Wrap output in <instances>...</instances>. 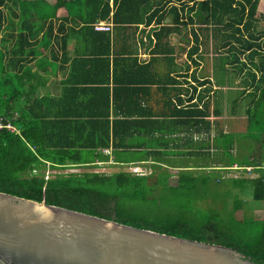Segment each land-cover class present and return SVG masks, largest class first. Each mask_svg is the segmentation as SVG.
I'll use <instances>...</instances> for the list:
<instances>
[{
	"label": "trees",
	"instance_id": "1",
	"mask_svg": "<svg viewBox=\"0 0 264 264\" xmlns=\"http://www.w3.org/2000/svg\"><path fill=\"white\" fill-rule=\"evenodd\" d=\"M259 7L264 8V0H0V120L14 127L13 131L0 128V191L223 245L264 264V220L247 215L245 203L231 191H245L255 204L264 206V178L243 172L230 177L224 169L232 164L258 166L264 160V30L257 29ZM59 8L61 16H57ZM167 14L172 15L171 25L162 24ZM54 20L55 31L66 30L62 37L54 33ZM102 20L114 26L152 25L151 53L167 62L173 61L170 34L186 43V58L193 67L196 62H258L253 65L261 75L253 80L248 95L251 105L243 130L223 132L218 121H210L207 95L200 108L190 103L172 116L174 121H165L164 114L150 121L132 120L127 113L110 121L108 88L98 84H107L109 62L115 60L109 59L107 32L92 27ZM74 22L79 24L76 30L71 26ZM69 32L79 37L76 50L84 37L89 55L80 53L70 60L65 55L62 62H70V72L59 94L52 95L45 83L57 68L53 46L60 40L65 48ZM102 42L105 46L100 50ZM89 62L98 65L91 67ZM77 64L89 65L90 83L95 84L83 93L73 86ZM102 66L106 78L99 82ZM194 73L195 68L190 74ZM212 111L220 114L219 108ZM165 124L186 130L188 150L172 153L178 156L174 161L163 160L170 155L164 150V136L172 133ZM139 147L147 149L135 152ZM147 158L152 160L145 163L148 174L124 170L45 174L77 166L96 168V162L135 166L144 163L133 161ZM109 160L112 163H105ZM226 181L232 186L230 193L218 192L226 195L218 200L212 188ZM227 197L233 198L231 204ZM239 211L241 217L236 216Z\"/></svg>",
	"mask_w": 264,
	"mask_h": 264
},
{
	"label": "crops",
	"instance_id": "2",
	"mask_svg": "<svg viewBox=\"0 0 264 264\" xmlns=\"http://www.w3.org/2000/svg\"><path fill=\"white\" fill-rule=\"evenodd\" d=\"M109 2L111 3V1ZM62 14L63 9L59 8L57 16ZM101 22L110 26V29L104 32L109 35V59L115 60V62H109L107 84H98V86L108 88L107 112L110 121L114 118L124 117L125 113L132 120L147 118L150 121L154 120L157 115L164 114L165 121H174L176 117L172 116L178 111L186 110L190 103L195 102L197 108H200L204 102V95H207L211 103V115L208 119L218 121L219 129L223 132L236 131L243 130L246 126V110L251 105V97L248 95L252 90L253 80L256 81L261 75V70L253 65L258 62H196L193 67L186 58L187 45L177 34H170L168 37V42L173 47L171 54L173 61L167 62L161 55L151 53L154 42L151 36L152 25H150L151 27L141 24L114 26L110 20ZM57 23L54 20V33L57 32L58 37H62L66 30L55 31ZM71 26L76 30L79 24L74 22V24L71 23ZM78 38L77 34L69 32L65 48L60 46V40L59 44L54 43L53 47L57 57L53 65L57 68L45 83V89L52 95L59 94L60 88L63 87L62 82L70 72V62H62L65 55L68 60L79 56L80 53L82 56L89 55L87 52L90 51V48L86 45L84 37L76 50ZM98 45L100 50L105 46L103 42ZM181 47L185 49H181ZM132 58H135L136 62H126L132 61ZM150 58H154L155 62H148ZM89 63L91 67L98 65V62ZM88 66V64H77L74 69L76 76H73L72 79L77 81L73 86L76 91H82L81 93L84 88L89 89L95 86L94 83H90L92 80L89 75L92 74ZM193 68H195V73L191 75L190 72ZM103 69L104 66L98 75L99 82L106 78ZM252 73L255 75L254 78ZM101 74L103 75L100 76ZM125 95L130 96L131 99H124ZM82 97L86 98V95L83 94ZM214 107L219 108V115H215V113L213 115L212 108L214 110ZM164 128L171 130L172 133L164 136V150L170 155H165L163 160L174 161L178 156L172 153L188 150L183 138L186 135V130L182 126L172 124H165ZM143 129L149 130L148 126ZM173 131L175 132L173 133ZM143 142H149V140ZM146 149L139 147L135 149V152ZM135 162L150 163L152 160L147 158L132 163L135 165ZM105 163H112V160Z\"/></svg>",
	"mask_w": 264,
	"mask_h": 264
},
{
	"label": "water",
	"instance_id": "3",
	"mask_svg": "<svg viewBox=\"0 0 264 264\" xmlns=\"http://www.w3.org/2000/svg\"><path fill=\"white\" fill-rule=\"evenodd\" d=\"M167 14L163 24L172 23ZM0 264H255L206 243L0 191Z\"/></svg>",
	"mask_w": 264,
	"mask_h": 264
},
{
	"label": "rangeland",
	"instance_id": "4",
	"mask_svg": "<svg viewBox=\"0 0 264 264\" xmlns=\"http://www.w3.org/2000/svg\"><path fill=\"white\" fill-rule=\"evenodd\" d=\"M256 12L259 15L258 22H257V29L258 30H264V8L259 7ZM262 36L264 37V34ZM209 51H211V50H209ZM87 170L106 172V173H110V172H114V171H118V170H124V171L133 172V173H140V174L142 172H144L145 174L149 173V168L145 167V163H144V164H139V165H135V166H133V165L116 166V165H100L99 164V167H96V168H89L86 166H77L74 168H65V169H60V170H56V171L55 170L54 171L48 170L45 172V174L47 175V174H49V172L67 173V172H81V171H87ZM171 171L173 173L174 170H171ZM230 173L233 174L234 172H230ZM237 175L238 176L241 175V172H237ZM244 175L247 176V174H244ZM231 188H232V186L230 185V183L226 181V182H223L220 184H214L212 191L217 194L218 200L223 201L224 196H226V195L223 193L218 194V192H222V190L228 191ZM231 191L233 192L232 194H235V196L238 200L245 203V205L243 204L242 208L247 215H250L255 219H263L264 220V206L262 204H260V203L255 204L251 200V197L249 196V194H247L245 191H240L237 189H235V190L233 189ZM228 193H230V192L228 191ZM232 199L233 198H231V197H227L225 200L228 204H231ZM218 208H220V207L218 206ZM236 216L241 217L242 211L237 212Z\"/></svg>",
	"mask_w": 264,
	"mask_h": 264
},
{
	"label": "built area",
	"instance_id": "5",
	"mask_svg": "<svg viewBox=\"0 0 264 264\" xmlns=\"http://www.w3.org/2000/svg\"><path fill=\"white\" fill-rule=\"evenodd\" d=\"M92 27L94 30H97V31H108L110 29L109 24H107L105 22H101V21L94 22L92 24ZM2 127H5L10 131L14 130V127H12L10 124L4 123L0 120V128H2ZM96 164L98 166H99V164L103 165L102 162H96ZM224 169L228 170V173L226 174V176H230V177H237L238 176L237 172H243V174H247L248 177H255V176L260 175L264 178V160L258 166H253V165L238 166L236 164H232L230 167H227ZM254 169H258L259 172H255ZM230 172H234V173L231 174ZM143 173L144 172H142L141 174H143ZM138 174H140V173H138Z\"/></svg>",
	"mask_w": 264,
	"mask_h": 264
}]
</instances>
